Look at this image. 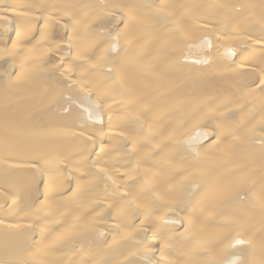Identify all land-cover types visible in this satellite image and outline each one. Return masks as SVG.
<instances>
[{
  "label": "bare ground",
  "instance_id": "bare-ground-1",
  "mask_svg": "<svg viewBox=\"0 0 264 264\" xmlns=\"http://www.w3.org/2000/svg\"><path fill=\"white\" fill-rule=\"evenodd\" d=\"M261 80L264 0H0V264H264Z\"/></svg>",
  "mask_w": 264,
  "mask_h": 264
},
{
  "label": "snow or ice",
  "instance_id": "snow-or-ice-1",
  "mask_svg": "<svg viewBox=\"0 0 264 264\" xmlns=\"http://www.w3.org/2000/svg\"><path fill=\"white\" fill-rule=\"evenodd\" d=\"M128 15H135V13L133 11H130L129 13H127ZM112 50L115 51V45L112 46ZM261 85H264V80H261ZM97 107H99V105H97ZM194 186V185H193ZM175 222V221H174ZM237 244H241L243 243V241L241 240H236ZM150 247V246H149ZM150 264H161L160 261H151Z\"/></svg>",
  "mask_w": 264,
  "mask_h": 264
}]
</instances>
